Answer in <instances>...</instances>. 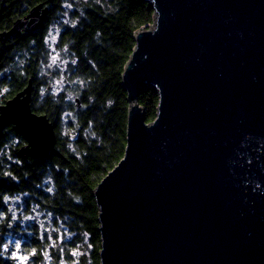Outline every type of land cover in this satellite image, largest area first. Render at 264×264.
Here are the masks:
<instances>
[{"label": "water", "instance_id": "water-1", "mask_svg": "<svg viewBox=\"0 0 264 264\" xmlns=\"http://www.w3.org/2000/svg\"><path fill=\"white\" fill-rule=\"evenodd\" d=\"M54 1L3 37L41 29ZM143 1L154 23L122 74L124 156L94 190L100 264H264V0ZM148 88L152 122L138 102ZM32 92L30 80L0 105V141L12 126L19 155L45 161L57 135Z\"/></svg>", "mask_w": 264, "mask_h": 264}, {"label": "trees", "instance_id": "trees-1", "mask_svg": "<svg viewBox=\"0 0 264 264\" xmlns=\"http://www.w3.org/2000/svg\"><path fill=\"white\" fill-rule=\"evenodd\" d=\"M41 1L24 3L33 6ZM66 2H74L71 17L76 27L71 24L60 32L58 47L69 58L65 93L55 95L51 86L44 87L48 75L54 78L56 70L49 63L50 55L41 53L43 44L39 38L33 55H9L2 60L5 73L0 87L7 91L0 96V103L22 91L31 80L32 109L50 119L57 135L55 151L45 161L20 156L25 139L11 128L0 142V176L6 178L0 181V196L22 199L18 207L0 201V211L11 207L19 217L0 223V240L17 238L25 254L37 249L32 264H47L46 256H51V264H59L61 257L71 262L74 247L84 238L86 252L79 264H100L99 209L94 190L124 156L129 103L122 74L136 44V31L154 23V11L143 0H55L49 6L50 22L59 16ZM73 60L77 63L72 64ZM76 98L81 107H77ZM138 102L147 122H152L159 95L148 88ZM66 113L69 117L63 119ZM40 214L51 220L56 229L54 237L66 229L74 233V239L64 243L41 239L45 234L52 235L48 227L40 228ZM25 215L35 219L24 220ZM9 223L12 227H8ZM0 264L12 261L0 257Z\"/></svg>", "mask_w": 264, "mask_h": 264}, {"label": "flooded vegetation", "instance_id": "flooded-vegetation-1", "mask_svg": "<svg viewBox=\"0 0 264 264\" xmlns=\"http://www.w3.org/2000/svg\"><path fill=\"white\" fill-rule=\"evenodd\" d=\"M25 1L26 0H0V80L4 78L5 73V70L2 67V60L9 55H33L35 53L36 46L33 42H35L37 38H39L43 44V50L41 53H43V55H51V44L49 42V31L51 27L50 12L45 20L44 26L41 29H38L29 35H25V29L22 28L20 32L12 33L5 38L3 37V34L8 33L17 20L26 16L32 7L35 6H25ZM40 3H45V5H47V0H42ZM46 40L48 41L47 43H45ZM26 45H28V47ZM48 76L49 77L45 81L44 87H48L51 84L52 75L49 74ZM40 87L43 89V85H40ZM4 92V89H1L0 87V96ZM14 96L9 97V99ZM7 101L8 99L4 103H0V105L5 104ZM10 128L14 130L12 126L6 127L4 129V136L6 131Z\"/></svg>", "mask_w": 264, "mask_h": 264}, {"label": "rangeland", "instance_id": "rangeland-1", "mask_svg": "<svg viewBox=\"0 0 264 264\" xmlns=\"http://www.w3.org/2000/svg\"><path fill=\"white\" fill-rule=\"evenodd\" d=\"M80 1H85V0H80ZM99 1V0H97ZM77 3L79 1H76ZM67 4H71L72 7L68 8L66 7ZM73 7H74V2H66L63 3L61 5V9L62 11H60L58 13V17H54L52 22H51V27H50V31H49V38H50V49H51V55L49 56V63L51 66H53L56 70V76L54 78L51 79V92L52 94H60V93H65L66 89H67V85H69L68 83V77H67V72H68V68H69V58L64 55V50L62 51V49H60L58 47L59 44V39H57L58 34L60 35V32L68 25H73V19L71 17V13L73 11ZM67 13V14H66ZM67 20L68 23L65 24L64 21ZM54 49V51H53ZM55 56L57 57V59L55 60V62H53L52 57ZM55 72V71H54ZM59 82V83H57ZM69 117V114L66 113L64 118ZM62 130L65 131V123H62ZM19 199H17V197L12 198V200L10 201L12 203L13 207H18L20 205V202L22 201L21 197H18ZM44 217L47 218V216L40 214L37 215V220L39 222V224H43L44 228L48 227L49 230L51 231H47L50 235H52L54 232H56L53 227V225L51 224V220L50 219H45ZM60 235L63 236V242H61L60 239H54L55 237L52 235L53 240H51L50 242L53 243L55 242V240H57L60 243H64V242H69L71 240L74 239V233L69 232L68 230H63V231H59ZM57 236V234H56ZM11 239L14 242L16 240H18L17 238H14L13 236L11 237H7L5 239L8 240ZM74 249H76V255L72 256V261L68 262V260L64 257H61V260L59 262V264H76V262H79L80 257L82 256L80 253H85L86 252V242H85V238L83 241L79 242V244L74 247ZM46 260H47V264H51V256H46ZM12 264H19L18 261H12Z\"/></svg>", "mask_w": 264, "mask_h": 264}, {"label": "snow or ice", "instance_id": "snow-or-ice-1", "mask_svg": "<svg viewBox=\"0 0 264 264\" xmlns=\"http://www.w3.org/2000/svg\"><path fill=\"white\" fill-rule=\"evenodd\" d=\"M66 7L71 8L72 5L71 4H67ZM67 14V13H66ZM65 24L68 23L67 20L64 21ZM72 27H76L75 24L72 25ZM60 35L58 34L57 39H60ZM48 41L46 40L45 43H47ZM35 43V42H33ZM54 51V49H53ZM53 62H55V60L57 59V57L53 56L52 57ZM72 64H76L77 61L73 60L71 61ZM25 75H27V73H25ZM59 83V82H57ZM81 83H83V81H81ZM50 90V89H49ZM7 90L5 89V92ZM85 107H88V105H85ZM252 164V160L251 159H247L246 161L243 162V166H247L249 168V166ZM9 176L11 175L10 173L8 174ZM259 186V185H258ZM49 192H52V189L49 188L48 189ZM17 199H19L17 197ZM12 200V197L9 195H3L0 196V201H2L5 205H8L9 202ZM19 217L13 213L12 208L11 207H7L6 210L4 211H0V223H4L7 222L9 220L15 221L18 220ZM24 220H34L35 217L32 215H25L23 217ZM8 227H12V225L9 223ZM40 228H44V225L41 224ZM47 231H51V230H47ZM41 239H48V240H53L52 236H48L47 234H45V236L40 237ZM57 239H60L61 242H63V236L60 234H57V236L55 237ZM53 247H55V245H51ZM23 243L20 240H16L15 242L11 239L8 240H0V257H4L5 259H10L11 261H18L19 264H32L33 259L37 256L38 254V250L33 248L31 250V252L25 254L23 251ZM61 251H63V249H60ZM81 255H83V253H80ZM45 255H48L47 253H45ZM72 256L76 255V249H73ZM76 264H79V262L77 261Z\"/></svg>", "mask_w": 264, "mask_h": 264}]
</instances>
